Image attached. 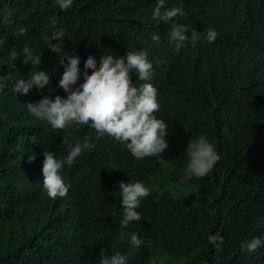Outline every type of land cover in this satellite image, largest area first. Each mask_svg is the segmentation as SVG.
<instances>
[{
	"label": "trees",
	"instance_id": "trees-1",
	"mask_svg": "<svg viewBox=\"0 0 264 264\" xmlns=\"http://www.w3.org/2000/svg\"><path fill=\"white\" fill-rule=\"evenodd\" d=\"M155 7L156 0H73L61 10L56 0H0V264H98L101 248L127 253L129 233L143 243L128 264H264V244L254 253L240 247L245 239L264 240V0H165L162 12H184L167 24L153 19ZM172 24L188 29L179 50L169 35ZM20 28L27 31L18 36ZM208 28L218 34L212 43ZM193 29L200 34L195 46ZM61 31V40L51 41L58 54L41 37ZM26 43L40 65L22 62ZM139 50L148 53L151 78L140 81L135 72L130 78L133 86L148 82L158 90L155 115L168 125L169 144L161 156L137 160L84 125L70 126L71 144H64L65 131L51 130L28 111L42 97H67L59 87L60 55L79 58L77 87L88 57L98 70L105 54L126 58ZM39 70L50 77L43 92L13 91ZM201 135L220 159L207 176L181 183L186 149ZM85 137L95 147L65 164L67 196L49 198L44 150L63 159ZM136 181L149 189L137 209L141 220L120 228L119 184ZM217 234L224 240L219 252L208 239Z\"/></svg>",
	"mask_w": 264,
	"mask_h": 264
},
{
	"label": "clouds",
	"instance_id": "clouds-1",
	"mask_svg": "<svg viewBox=\"0 0 264 264\" xmlns=\"http://www.w3.org/2000/svg\"><path fill=\"white\" fill-rule=\"evenodd\" d=\"M56 4L61 10H68L73 5V0H56ZM165 0H156V7L153 11V19L157 23L163 21L167 24L177 15H184L182 7L171 9L162 8ZM55 24V19H52ZM27 30L20 28L18 36L23 35ZM188 29L183 25H171L169 33L171 41L179 50L183 42L189 39L186 35ZM206 41L212 43L217 38V32L212 28L206 30ZM64 36L61 31L53 33L51 38L44 35L41 39L48 44L53 52L60 54L59 44L52 45L51 41H60ZM153 42L159 43L161 37L157 33L150 34ZM200 40V34L193 29L191 31V42L195 46ZM23 63L32 66L40 65L41 58L33 55V50L26 44L23 46ZM17 52L13 50L11 57L15 58ZM126 59V62H125ZM67 61V63H65ZM60 65L64 67L63 75L59 81V87L67 93V97L56 95L42 97L35 103L27 105L30 114L41 122H46L51 130L65 131L63 137L64 144H71L68 128L72 125L90 126L95 129L99 136L107 135L119 144L126 147L133 157L141 160L147 157L161 156L169 147L167 142L168 125L158 119L155 113L160 111L161 105L158 102V90L153 84L145 82L139 87L133 86L130 73L135 72L138 80L148 81L151 78L153 69L152 63L148 60V53L144 50L129 51L126 58H116L114 55H104L100 60L99 69L96 59L92 56L85 61L84 81L77 87L79 80L78 57L73 55H60ZM87 69H94L89 75ZM50 85L49 75L39 70L30 72L27 80H19L13 91L25 95L32 88H37L41 92ZM0 85V89H2ZM51 91V89H50ZM90 137H85L82 142L77 140L74 146H70L68 154L63 158H57L53 152L44 150L43 156V190L51 199L67 196L71 183L66 181L63 175L65 164L72 166L77 158L86 150L95 147L90 142ZM188 163L184 172V179L181 183L195 178L207 176L219 161L220 156L214 146L209 143L204 135L198 139H191L186 149ZM35 156L31 157L34 160ZM161 163L163 161L161 160ZM121 194V206L123 208V219L120 228H127L130 222L141 220V215L137 209L141 206L142 199L149 195V189L140 181L119 184ZM123 235V233H121ZM130 249L127 253L115 252L108 254L107 248H101L98 264H128L129 258L140 249L143 241L136 233H129ZM209 243L220 251L224 240L217 235L208 237ZM264 244L260 237H253L251 240L245 239L240 247L248 253L256 252Z\"/></svg>",
	"mask_w": 264,
	"mask_h": 264
}]
</instances>
